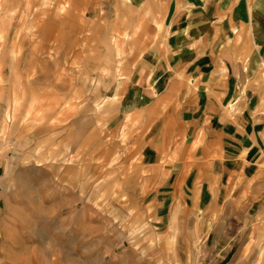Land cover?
Wrapping results in <instances>:
<instances>
[{"label": "rangeland", "instance_id": "1", "mask_svg": "<svg viewBox=\"0 0 264 264\" xmlns=\"http://www.w3.org/2000/svg\"><path fill=\"white\" fill-rule=\"evenodd\" d=\"M64 1L0 5V264H264V215L172 204L166 224L153 219L141 130L109 87L150 45L155 15L75 0L74 20L49 6Z\"/></svg>", "mask_w": 264, "mask_h": 264}, {"label": "crops", "instance_id": "2", "mask_svg": "<svg viewBox=\"0 0 264 264\" xmlns=\"http://www.w3.org/2000/svg\"><path fill=\"white\" fill-rule=\"evenodd\" d=\"M138 1L155 15V35L109 90L123 124L141 130L153 219L166 224L172 204L264 215V0ZM64 2L62 11L49 6L75 20L78 4ZM160 13L165 31L157 34ZM121 38L108 41L117 53ZM22 105L15 99L10 116Z\"/></svg>", "mask_w": 264, "mask_h": 264}, {"label": "bare ground", "instance_id": "3", "mask_svg": "<svg viewBox=\"0 0 264 264\" xmlns=\"http://www.w3.org/2000/svg\"><path fill=\"white\" fill-rule=\"evenodd\" d=\"M43 1H45V0H43ZM45 3H47V2H45ZM2 4V3H1ZM69 5V4H68ZM66 2L64 3V4H61V6H60V10L62 11V10H65L66 8ZM75 7V6H74ZM115 39V38H114ZM113 41V40H112Z\"/></svg>", "mask_w": 264, "mask_h": 264}]
</instances>
